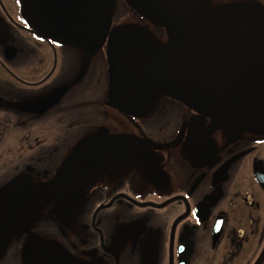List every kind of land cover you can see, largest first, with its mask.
I'll list each match as a JSON object with an SVG mask.
<instances>
[{
    "label": "flooded vegetation",
    "instance_id": "af4514ba",
    "mask_svg": "<svg viewBox=\"0 0 264 264\" xmlns=\"http://www.w3.org/2000/svg\"><path fill=\"white\" fill-rule=\"evenodd\" d=\"M83 4L30 0L27 18L0 0V264H264V98L236 115L170 93L124 108L110 69L122 32L167 55L201 16L264 92V0H107L95 52L40 32Z\"/></svg>",
    "mask_w": 264,
    "mask_h": 264
},
{
    "label": "water",
    "instance_id": "95a60500",
    "mask_svg": "<svg viewBox=\"0 0 264 264\" xmlns=\"http://www.w3.org/2000/svg\"><path fill=\"white\" fill-rule=\"evenodd\" d=\"M29 1L22 0L24 13L29 16ZM76 19L75 10L62 9L59 26H40L44 35L50 30L62 39L89 52L99 50L110 32L112 20L107 0H83ZM202 17H196L191 26L175 25L180 42L170 54L160 55L144 37L122 32L110 48L111 84L114 101L129 108L130 103L142 100L146 107L159 93L176 95L195 107L215 116L255 110L263 103L264 92L248 90L239 85L238 73L230 66V51L220 48L204 34ZM227 65V69L226 66ZM131 79H130V78ZM133 86V87H132ZM137 87V88H136ZM140 94L142 98H134Z\"/></svg>",
    "mask_w": 264,
    "mask_h": 264
}]
</instances>
